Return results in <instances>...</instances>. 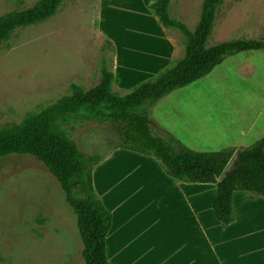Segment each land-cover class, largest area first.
<instances>
[{
  "label": "rangeland",
  "instance_id": "obj_1",
  "mask_svg": "<svg viewBox=\"0 0 264 264\" xmlns=\"http://www.w3.org/2000/svg\"><path fill=\"white\" fill-rule=\"evenodd\" d=\"M38 1L0 0V16ZM152 1L66 0L54 17L17 29L0 45V129L73 86L94 88L104 66L123 92L182 58L183 34L158 22L148 10ZM205 1L172 0L171 16L194 31ZM234 39L264 40V0H225L211 44ZM177 91L168 107L174 121L168 122L179 135L154 116L160 102L152 116L187 147L240 149L264 138V52L240 55ZM66 129L85 154L103 158L94 183L114 215L107 239L111 264H264L263 197L237 192L234 211L243 227L223 229L212 210L194 216L188 208L195 197L215 196V185L178 182L159 170L155 158L117 148L120 137L111 125L72 122ZM180 189L204 193L183 203ZM165 202L177 205L162 211ZM83 250L76 216L49 170L28 155L2 159L0 262L85 264ZM222 255L228 259L221 261Z\"/></svg>",
  "mask_w": 264,
  "mask_h": 264
},
{
  "label": "trees",
  "instance_id": "obj_2",
  "mask_svg": "<svg viewBox=\"0 0 264 264\" xmlns=\"http://www.w3.org/2000/svg\"><path fill=\"white\" fill-rule=\"evenodd\" d=\"M65 1L39 0L31 7L0 16V45L17 29L54 17ZM171 1L153 0L148 10L164 28L178 29L183 34L182 58L123 92L115 88L114 72L104 66L100 82L94 88L73 86L53 104L0 129V162L13 155L32 156L59 182L77 219L85 264H111L107 238L114 216L94 185V171L103 158L89 156L80 149L66 129L72 122L111 125L120 137L117 148L155 158L176 181L215 185L212 209L223 229L236 222L234 195L237 192L264 198V138L240 149L197 151L166 129L158 128L152 116L153 108L161 100L208 76L228 57L264 51V40L234 39L211 44L225 0H206L194 31L172 18ZM236 152L238 157L232 169L220 181Z\"/></svg>",
  "mask_w": 264,
  "mask_h": 264
},
{
  "label": "crops",
  "instance_id": "obj_3",
  "mask_svg": "<svg viewBox=\"0 0 264 264\" xmlns=\"http://www.w3.org/2000/svg\"><path fill=\"white\" fill-rule=\"evenodd\" d=\"M261 53V52H264V51H250V52H243V53H240V54H238V55H236V56H231V57H229L227 60H225L220 66H218L212 73H210L208 76H206V77H204L203 79L204 80H206L208 77H210L212 74H214L218 69H220V68H222V67H224L225 66V64H227L230 60H232V59H234V58H237L238 56H240V55H245V54H251V53ZM176 92V91H175ZM177 92H180V91H177ZM176 92V93H177ZM175 93V94H176ZM174 94V95H175ZM174 95H172V94H170L169 96H167L166 98H164L163 100H161L160 101V103L155 107V111H154V113H155V115L154 116H156L157 118L159 117L160 118V120H161V122H163L164 123V125H166V127H168V128H170L172 131H174L177 135H179L176 131H175V129L177 128V127H174V128H172L171 127V124L173 123V121L174 120H172L173 119V114H174V110L172 111V110H170L168 107H169V105L172 103V101H171V98L174 96ZM208 94H204V98H203V100H205L206 99V97H208L207 96ZM207 100V99H206ZM162 115V116H161ZM162 117V118H161ZM169 119V120H168ZM168 121H170V123L168 122ZM240 137L241 136H239V138L238 139H240ZM247 138V137H246ZM260 138V136H257L256 138H254L253 140H250L249 142H246L247 144H245V145H248V144H251V143H253V142H255L256 140H258ZM227 148V147H226ZM196 149H198V148H196ZM221 149H223V148H219V149H211V150H199V151H220ZM122 150H124V149H122ZM197 150V151H198ZM117 154V153H116ZM115 154V155H116ZM120 154H122V153H120ZM159 170L161 171V172H164V170L162 169V167H160L159 166ZM166 174V173H165ZM117 175H119V173H117ZM95 173H94V179H95ZM113 179H114V177H113ZM173 179V178H172ZM179 182V181H178ZM182 183V182H181ZM94 185H95V188H96V190H97V192H98V194H100L101 195V192H99V189H97V181L94 183ZM113 186H114V183L112 184ZM115 187V186H114ZM112 190H113V188H112ZM180 192H179V196H181L179 199L180 200H182V202L183 203H185V202H187V203H191L190 202V199H191V196L192 197H195V196H198V195H200V194H202V193H204V192H192V191H190V192H187L186 190H179ZM103 193V192H102ZM109 194H112V193H109ZM99 195V196H100ZM216 195V194H215ZM235 196H236V194H235ZM252 196V195H251ZM214 198H215V196H212V195H209L207 198H205L204 200L203 199H200V197H199V200H197V198L195 197L194 198V203H192V205H190V204H188V208H189V211L191 212V214H193L194 216H195V214L196 213H202V212H204V211H206V210H212V216H214V213H213V209H212V203H213V200H214ZM104 199V198H103ZM179 200V201H180ZM256 200V199H255ZM261 200V199H260ZM103 201H105L104 202V204L106 205V207L109 209L110 207H109V205H108V203H107V201L104 199ZM179 201L177 202V204L179 203ZM189 201V202H188ZM262 201V200H261ZM167 202V201H166ZM166 202L165 203H163L162 204V208H161V210L163 211H166V210H168V209H174V207L177 205V204H175L173 207L171 206V205H167L166 204ZM234 204H235V198H234ZM234 208H235V205H234ZM235 212L237 213V211L235 210ZM239 213V212H238ZM114 216V215H113ZM215 217V216H214ZM249 216H246V218H248ZM261 220V219H260ZM248 221H250V220H248ZM255 221L256 222H258L259 221V219H255ZM113 222H114V219H113ZM196 222H198V221H196ZM242 221H241V218L240 217H236V222L234 223V224H232L231 226H235V225H237V227L239 226V228H240V225H241V227H243V223H241ZM241 223V224H240ZM199 222H198V226H199ZM257 225H259V223H256ZM230 226V227H231ZM111 229H113V225H112V228ZM111 231V230H110ZM110 233V232H109ZM108 236H109V234H108ZM108 239V238H107ZM208 244L210 245V243L208 242ZM211 248H212V250H213V252H216V253H220L221 251H220V248H219V246H216V247H212L211 246ZM210 248V249H211ZM221 254V253H220ZM219 254V255H220ZM231 258V257H230ZM140 259V258H139ZM220 259H221V261H226L227 259H228V257L226 256V255H222V256H220ZM231 260H234V261H236V260H240V262H241V257H239V258H237V257H234V258H231ZM223 263V262H222Z\"/></svg>",
  "mask_w": 264,
  "mask_h": 264
},
{
  "label": "water",
  "instance_id": "obj_4",
  "mask_svg": "<svg viewBox=\"0 0 264 264\" xmlns=\"http://www.w3.org/2000/svg\"><path fill=\"white\" fill-rule=\"evenodd\" d=\"M238 157V153L236 152L233 156V158L231 159L230 163L228 164L225 172L223 173V175L220 177V181H222L226 176H227V173L232 169L233 165H234V162L235 160L237 159Z\"/></svg>",
  "mask_w": 264,
  "mask_h": 264
}]
</instances>
